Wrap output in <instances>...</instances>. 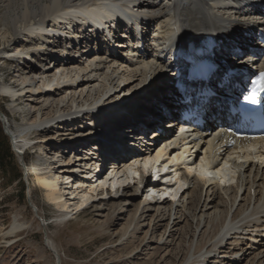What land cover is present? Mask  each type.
<instances>
[{
  "label": "bare ground",
  "instance_id": "6f19581e",
  "mask_svg": "<svg viewBox=\"0 0 264 264\" xmlns=\"http://www.w3.org/2000/svg\"><path fill=\"white\" fill-rule=\"evenodd\" d=\"M260 1L0 0V62L6 64L7 58L15 57L13 62L20 63L18 70L10 75V83L1 82L2 93L11 101L9 113L4 114L5 129L11 135L15 148L24 151V156L28 149L39 148L40 145L44 147L48 160L38 161L36 167L40 168L34 169L45 191L46 201L60 212L59 223L64 224L71 212L77 213V209L89 204L96 196L115 202L122 196L136 199L138 192L147 190L146 201L158 199L153 204L143 201V205L147 204L141 209V203L135 205L134 201H130L132 206L135 205L130 225L135 222L133 230L137 232L139 223L147 220L142 211L152 212L156 208L158 215L166 217L165 205L170 201L160 199L170 191L174 193L168 196L174 199L187 182L196 186L198 203L203 194L209 202L204 200L201 206L204 211L200 210V215L191 216L192 221L197 220L196 230L193 231L187 224L190 235L185 232L182 244L174 254L171 253L172 264H211L213 260L222 262L223 255L231 257L226 264H264V239L260 238L256 243L250 235L251 242L246 239L247 243L242 247L238 243L240 237L248 232L258 233L257 237L263 236L264 144L254 143L248 149L230 148L224 144L228 136L213 124H209L211 132L188 134L176 143L178 137L186 135L182 133L183 128L175 127L173 120L176 117L174 111L179 107L178 90L183 85V71H177V65H181L179 62L164 61L160 57L164 51L158 53L155 50L168 42L185 47L189 43L218 41L223 34L232 38L235 44L223 41L220 48H243L247 44L242 39L243 32L255 30L251 29L253 24H259L258 27L264 30V21H261L257 6ZM105 6L140 21V49L139 43L127 49L128 41L118 40L119 47H125L123 51L128 53L126 58L122 55L107 57L104 52L88 49L90 37L96 32L110 30L117 24L115 21L108 19L106 22L110 25L103 22L101 28H93L88 23L77 25L80 20H85L88 12ZM79 30L88 31L85 35L77 34L82 40L73 38ZM66 36L76 40V45L80 46L68 58L58 55H67L65 51L60 52L62 44L68 39ZM128 37L129 40L133 38L131 34ZM154 40L158 43L153 47ZM66 44L71 47V43ZM51 51L57 54L52 55ZM21 57L31 61L20 62ZM261 62H264V54ZM138 86L141 87L134 98L117 102L120 94L130 95ZM97 109L103 111L100 116H107L99 117L98 113L95 114ZM94 121L97 128L90 127L88 123ZM158 127L164 129L163 134H156ZM56 137L67 143L61 146L47 143ZM142 138L147 144L145 148L140 142ZM128 146L142 149L132 155V150L125 148ZM93 149L100 150L104 170L99 169L95 176L90 171L82 179L73 178L76 173L70 168L76 163V172H81L79 165L82 164L87 171L95 164L97 167L100 165L99 161H91L94 159L91 156L95 155L91 153ZM64 150H69L66 157L63 156L67 153ZM107 166L111 170L108 168L110 171L103 174ZM148 167L159 171L171 169L160 179L165 178L169 183L173 181L174 186H178L174 188L166 181V184L154 182L146 174L150 172ZM61 174L66 175L67 181L60 188L58 181ZM214 179L217 181L213 182ZM232 180L236 182L234 187L221 188L219 182ZM134 182L138 186L134 193H130L127 188ZM217 189L222 190L224 196L232 189L229 207L227 200L221 207L214 206ZM246 190L247 198L243 196ZM65 193L67 197H64ZM184 194L179 196L178 204L173 201L168 208V212L174 209L176 217L168 233L171 243L176 237L171 229L189 218L180 205ZM237 196L240 203L234 209ZM125 202L127 204L129 199ZM119 216L112 214L105 227H113ZM23 227V223L14 220L9 229L0 233V240L4 242L13 238ZM157 228H162L161 224L154 223L151 229ZM165 229L167 231V226ZM233 239L237 243L230 242ZM248 243L251 244L244 252V260L250 255L253 257L243 263L235 256ZM167 245L164 244V247ZM169 254L170 251L157 264H168ZM219 261L218 264L221 263Z\"/></svg>",
  "mask_w": 264,
  "mask_h": 264
},
{
  "label": "rangeland",
  "instance_id": "374dc122",
  "mask_svg": "<svg viewBox=\"0 0 264 264\" xmlns=\"http://www.w3.org/2000/svg\"><path fill=\"white\" fill-rule=\"evenodd\" d=\"M14 68L15 66L11 62L6 64L0 62V134L2 135V139L6 141L10 152V156L5 158V171L3 172L0 170V233L9 229L16 219L23 223L24 227L22 230H19L13 238H8L4 242L0 240V264H157V261L160 260L161 257H164L168 251H170L168 264H172V254H174L175 250H177L179 245L182 244L184 236L186 235L185 232L187 234L189 232L188 235H190V228H188L187 224H190L193 231L196 230L195 226L197 220L195 219L192 221L191 216L193 214L196 216L200 215L201 213H199V211L201 210L202 212L203 210L201 209V206L203 205L204 200L209 202V200L205 198V194L202 195L200 202L198 203L197 194H199V192L197 189L195 190L196 186L193 184L189 185L186 182V185L183 187L184 189H181L180 191L181 194L179 193L174 199L168 195L160 199L170 201L165 205V207H167L166 217L163 218V216L158 215L156 208L152 212H145L146 210L142 211L144 212L143 216L147 220L144 223H139V229L137 232H134L133 230L135 222H132L130 225L132 211L138 202L141 203L146 201L147 190H142L140 193L138 192L136 195L137 197H135L136 199L133 198L134 200L130 197L122 196L113 202L108 198L106 199V197L98 196L97 198L96 196V198H94L95 200L93 199L89 202L90 205L87 204L81 209H77V213L71 212L72 215L69 216V220L64 222V224L59 223L60 218L58 216L60 215V212L54 205L46 201L45 191L41 188L39 180L36 178L38 174L37 170L34 169L40 168L36 167L38 161L45 162L48 160L47 156H45L44 147H41L40 145L39 148L28 149L24 156V151L15 148L11 135L8 133V130L5 129L7 124L5 122L4 114L9 113V103L11 101L7 95L5 96L2 93L1 82L7 85L10 83V75L16 70ZM140 87L141 86H138L133 89L130 95L120 94L117 102L123 103L130 101V99L135 97ZM16 118L19 119V115H16ZM88 123L90 127H92L91 125H94L93 128H97L95 124L97 122L94 121ZM52 128L53 127H50L51 130H56ZM45 129H47V127H45ZM54 139L55 140L48 141L47 143L52 145L55 144L57 146H61L62 143H67L66 141H61V137H56ZM32 143L37 144L36 141H33ZM64 151H67V153L63 155L66 157L69 150ZM77 165L78 163L70 168L73 173H80L74 171L76 170L75 167ZM96 165L97 164L90 167L88 171L85 170L87 173L83 172L82 174H78V177L74 175L75 177L73 178L82 179V177H86L90 171H93L94 173V170H97L99 167V165L98 167ZM108 168L109 166H107L103 174H106L109 169L111 170V168ZM261 168H263V166ZM102 170H104L103 167L100 171ZM168 170L171 169L163 170L162 175L159 178L163 175L165 176L166 174H169L170 172ZM172 175L173 174L170 176ZM217 180L214 179L213 182H216ZM65 181H67L66 175L61 174L58 181V187L61 188L62 183ZM88 181L91 180H87L86 182ZM165 181L169 183L165 178L162 180L158 179L159 183L166 184ZM219 183L222 185V189L224 186L228 187L229 185H232L234 187L236 185L234 180L231 182L225 181ZM169 184L174 186L173 181ZM137 186L138 185H135V182L130 183V187L127 188V191L134 193ZM177 186L178 185L174 186V188ZM104 190L109 191V188H105ZM231 190L228 191L225 196L222 190L219 189L216 191V196H214V206L221 207L222 203H225L227 200L229 207L230 197L233 196V191ZM183 192L185 194L181 198L180 205L182 210L188 213L189 218L183 220L177 227L171 229L173 230L172 233L176 236L171 243L168 233L170 231L169 228L173 226L176 217L174 215V209L168 212V208L171 207L173 201L178 204L180 200L179 196L181 197ZM172 193L174 192L170 191V194ZM65 194L64 197H67V193ZM239 196H237L238 198L233 207L234 209L238 203H240ZM243 196H247V190L244 192ZM126 199H129L127 204L125 202ZM147 200L148 201L146 202L153 204V202L158 199L152 198ZM130 201H134L135 205L132 206ZM145 205H140V208L142 209ZM233 208L231 209V212L234 211ZM112 214L121 216L116 217L114 226L107 229L106 223ZM154 223L161 224L162 228L152 230L151 228ZM166 226L167 231H165ZM175 229H178L179 231L176 233V231L174 232ZM252 233L248 232L246 235L240 237L238 241V243H241L240 247L245 246L243 244L247 243L246 239L248 238L249 242H251L250 235L252 240L255 239L253 241L256 243L258 239H264V232L262 233V237H257L258 233ZM188 235L185 238L186 245L188 244ZM195 240L196 238L194 241ZM225 241L226 240L223 242L226 243ZM230 242L234 243L235 241L233 239ZM235 243H237V240ZM164 244H168L167 247H164ZM250 244L251 243H248L243 251L235 256L238 261H244L243 263H247L251 260L253 255H250V257L244 260V252ZM192 250L191 253L193 252ZM236 251L234 250V252ZM223 257L222 262L221 260H217V262L213 260L211 264H218V261L221 262L220 264H226L228 263V260L231 261V257L224 255Z\"/></svg>",
  "mask_w": 264,
  "mask_h": 264
},
{
  "label": "trees",
  "instance_id": "16d2710c",
  "mask_svg": "<svg viewBox=\"0 0 264 264\" xmlns=\"http://www.w3.org/2000/svg\"><path fill=\"white\" fill-rule=\"evenodd\" d=\"M10 156L9 149L7 147L6 141L2 139V135L0 134V170L5 171V158ZM10 159V158H9Z\"/></svg>",
  "mask_w": 264,
  "mask_h": 264
}]
</instances>
